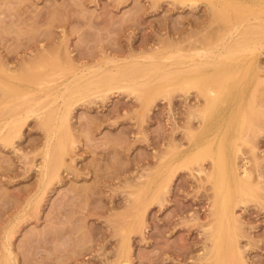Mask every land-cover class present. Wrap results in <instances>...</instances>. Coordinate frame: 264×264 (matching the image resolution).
<instances>
[{"label": "rangeland", "instance_id": "rangeland-1", "mask_svg": "<svg viewBox=\"0 0 264 264\" xmlns=\"http://www.w3.org/2000/svg\"><path fill=\"white\" fill-rule=\"evenodd\" d=\"M210 21L206 5L175 0H0V65L21 74L33 57L90 66L172 43L215 42L207 41ZM262 52L257 112H249L237 141L239 166L246 165L259 186L256 197L236 208L248 264H264ZM0 79L7 81L2 73ZM165 96L145 102L114 90L79 100L70 120L75 146L49 186L41 184L47 132L37 117L13 144L0 143V264L9 232L17 264H117L131 223V264H206L214 193L198 169H210V160L182 165L162 200L148 195L141 223L137 216L140 193L162 158L187 150L190 129L200 126L197 109L204 101L195 92Z\"/></svg>", "mask_w": 264, "mask_h": 264}, {"label": "bare ground", "instance_id": "bare-ground-1", "mask_svg": "<svg viewBox=\"0 0 264 264\" xmlns=\"http://www.w3.org/2000/svg\"><path fill=\"white\" fill-rule=\"evenodd\" d=\"M175 1L192 8L206 5L211 13V37L207 41L214 37L216 41L204 43L196 39L187 46L172 43L147 55L125 60L107 57L90 66L59 57L51 62H44V56L33 57L26 60L21 74L0 65V73L7 77V81L0 79V143L13 144L30 118L37 117L47 132L41 184L49 186L59 177L75 146L70 120L79 100L106 97L114 90L131 91L145 102L164 94L169 98L176 92H195L199 101H204L197 109L200 126L190 129L187 150L162 158L140 193L137 216H141V223L148 195L154 202L162 200L182 165L210 160V169H198L214 193L209 225L212 245L205 256L206 264H248L239 244L236 208L256 197L259 186L252 182L246 165L239 166L237 141L243 136L249 112H257L255 94L264 48V0ZM199 41L201 45H197ZM133 224L126 230L122 242L125 254L117 264H131L126 252ZM12 238L13 233H7L3 264H17Z\"/></svg>", "mask_w": 264, "mask_h": 264}]
</instances>
